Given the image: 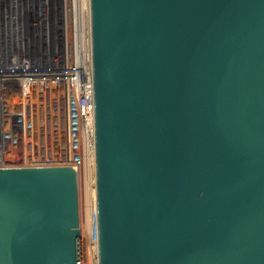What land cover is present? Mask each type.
Segmentation results:
<instances>
[{
  "label": "water",
  "instance_id": "95a60500",
  "mask_svg": "<svg viewBox=\"0 0 264 264\" xmlns=\"http://www.w3.org/2000/svg\"><path fill=\"white\" fill-rule=\"evenodd\" d=\"M99 264H264V0H90ZM76 167L0 168V264H82Z\"/></svg>",
  "mask_w": 264,
  "mask_h": 264
},
{
  "label": "built area",
  "instance_id": "2783aa9c",
  "mask_svg": "<svg viewBox=\"0 0 264 264\" xmlns=\"http://www.w3.org/2000/svg\"><path fill=\"white\" fill-rule=\"evenodd\" d=\"M57 166L96 187L90 0H0V168Z\"/></svg>",
  "mask_w": 264,
  "mask_h": 264
},
{
  "label": "rangeland",
  "instance_id": "374dc122",
  "mask_svg": "<svg viewBox=\"0 0 264 264\" xmlns=\"http://www.w3.org/2000/svg\"><path fill=\"white\" fill-rule=\"evenodd\" d=\"M95 189V180L92 179L89 182H84V180H82L79 184V214L82 235L80 246L82 252V264H99Z\"/></svg>",
  "mask_w": 264,
  "mask_h": 264
},
{
  "label": "bare ground",
  "instance_id": "6f19581e",
  "mask_svg": "<svg viewBox=\"0 0 264 264\" xmlns=\"http://www.w3.org/2000/svg\"><path fill=\"white\" fill-rule=\"evenodd\" d=\"M89 174H90V171L88 172V168L85 167L84 170L82 171V174H81V177H80V180H79V184L81 183L82 180L85 181H88L89 179ZM82 220V219H81ZM89 224V223H88ZM88 226V225H87ZM89 231V230H88ZM86 250V249H85ZM88 264V263H87Z\"/></svg>",
  "mask_w": 264,
  "mask_h": 264
}]
</instances>
